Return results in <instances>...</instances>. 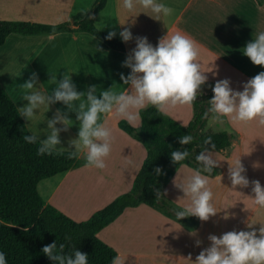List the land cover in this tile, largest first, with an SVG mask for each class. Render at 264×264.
<instances>
[{"label": "crops", "instance_id": "obj_1", "mask_svg": "<svg viewBox=\"0 0 264 264\" xmlns=\"http://www.w3.org/2000/svg\"><path fill=\"white\" fill-rule=\"evenodd\" d=\"M96 0H0V21H23L45 25L68 23L70 29L57 34H37L23 36L11 34L0 47V84L16 105L24 106L19 85L27 81L32 73L39 76L41 91L50 93L54 84L50 74L62 79L67 71L77 90L84 92L90 85L107 90L114 85H123L121 74L127 76L130 69L122 67L128 54L136 47V37H147L156 46L158 40L167 35L168 29L181 31L200 45L199 62L206 72L208 81L202 86L199 95L214 94L212 88L218 80H229L233 90L243 91V84L264 71V67L255 66L242 54V49L252 41L254 34L264 32V0H162L172 7L170 17L153 19L150 12L137 8L128 12L122 7V0H107L105 8L95 16L96 27L108 34L115 31L116 39L124 46L117 51L95 36L77 30L76 23L86 18L92 11ZM120 24H125L123 27ZM127 27L133 40L124 43L119 33ZM52 36V39L48 37ZM57 109L67 112L62 103L50 106L35 121L33 127L43 133L47 129L46 120L54 117ZM179 124L188 126L194 114L191 106H178L163 112ZM73 126L68 132H61V146L68 149V141L76 138L79 122L75 113H69ZM126 121L111 116L108 126L113 131V145L107 168L103 171L82 166L44 179L38 184V192L45 203L55 207L72 220L84 222L112 203L117 197L128 193L147 157L143 144L125 131L119 123ZM139 119L131 125L140 128ZM57 127H62L57 125ZM207 130L213 132L234 133L233 145L222 151L213 152L219 170L223 176L221 182L210 178L209 187L214 193V205L217 215L203 222L197 217V223L177 221L160 211L141 205L128 208L112 224L104 228L99 238L119 252L126 264H186L189 255L196 256L210 246L209 235L217 237L230 231H249L247 223L255 229L264 223V209H258L251 198V181L258 180L264 187V126L256 122L239 124L226 118L220 120L211 117ZM46 138L43 134L41 139ZM74 150V149H72ZM69 151V150H65ZM241 159L250 181L248 188L232 189L228 178L229 163ZM194 168L187 165L179 172L178 183L193 174ZM103 176V182L99 177ZM177 172L166 187L165 199L182 208L190 201H177L183 197L173 184ZM225 217H228L225 219ZM192 233L196 235L193 236ZM202 243L196 246V241Z\"/></svg>", "mask_w": 264, "mask_h": 264}, {"label": "clouds", "instance_id": "obj_2", "mask_svg": "<svg viewBox=\"0 0 264 264\" xmlns=\"http://www.w3.org/2000/svg\"><path fill=\"white\" fill-rule=\"evenodd\" d=\"M123 9L135 12L142 8L150 12L153 19L160 21L161 17H170L174 9L162 0H122ZM122 27L125 24H120ZM117 33L111 31L106 39L112 40ZM122 41L128 43L133 40L132 32L124 27L119 33ZM52 39V36L48 37ZM136 47L128 54L122 67L130 69V74H121L123 85L117 91L119 85L103 90L96 85H90L87 90H77L72 80V74L68 71L63 74L62 79L50 74V82L54 88L50 93L41 91L43 85L39 84V76L32 73L30 78L19 85L21 99L24 106L17 107V112L30 126L50 106L62 103L67 112L57 109L51 119L46 120L47 129L41 132L33 127L30 135H23L25 143L38 145L37 155H52L55 152L70 151V158H82L85 168L105 170L107 160L112 152L113 131L108 126V119L115 116L126 120L129 124L139 119V112L149 106L155 107L160 112H167L178 106H191L197 100L200 90L208 81L206 72L203 71L199 62L200 45L191 37L181 31L168 29L167 35L158 40L153 46L147 37H136ZM242 54L250 59L253 65L264 67V32L254 34L252 41L248 42L241 50ZM231 82L227 79L218 80L212 91L213 98L208 101L209 113L213 119L226 118L231 122L249 124L256 122L264 126V71L243 84V91L233 90ZM69 113H75L79 122L77 137L68 141L69 148L61 146V132H68L73 126ZM61 125L62 127H57ZM29 127L26 123L25 128ZM46 138L41 139V135ZM193 142V136L187 134L179 139L181 145H189ZM211 143L209 137L204 141V147L195 160L199 167L193 170V174L179 183V172L187 167L183 162L188 159L190 152L187 150H176L171 152V162L179 165L177 176L173 180L174 186L181 191L183 197L177 201H190L182 208L174 210L177 220L195 216L201 221L207 222L210 217L217 215L214 205V193L209 187L213 170L219 166L213 158V152L209 151L207 145ZM214 147V145H213ZM74 149V150H72ZM229 163L228 178L232 189L248 188L250 181L244 174L246 169L237 159L235 163ZM157 175L163 174L159 167L154 169ZM216 181L221 182L223 176L216 175ZM103 182V176L99 177ZM251 198L258 209H264V187L258 180L251 181ZM168 193L165 190L155 192L157 202ZM228 217H225L227 219ZM259 229H255L251 222L247 223L249 231H230L217 237L209 235L210 246L204 248L195 258L189 255L186 264H264V223H259ZM195 236V233H192ZM70 239V237H66ZM196 241V246L201 245ZM43 254L53 264H88V255L73 248L65 253V244L53 242L42 248ZM0 264H7L5 253L0 251ZM111 264H126V259L119 252L112 258Z\"/></svg>", "mask_w": 264, "mask_h": 264}, {"label": "trees", "instance_id": "obj_3", "mask_svg": "<svg viewBox=\"0 0 264 264\" xmlns=\"http://www.w3.org/2000/svg\"><path fill=\"white\" fill-rule=\"evenodd\" d=\"M106 4L107 0H96L91 13L76 23L77 30L95 36L114 50L124 51L125 46L120 40L115 37L107 40L108 34L95 25V16ZM69 29L68 23L45 25L0 21V47L11 34H57ZM213 95H198L193 102L194 114L188 126L179 124L152 106L140 111V128L121 121L120 128L141 142L147 151L143 166L128 193L120 195L105 208L95 212L87 221L76 222L45 203L37 187L44 179L79 168L83 161L81 158H70V151L37 155L38 145L27 144L22 139L23 135H30V132L25 128L16 105L0 84V251L5 253L7 264H53L42 252L45 245L53 242L65 244V253L71 252L74 247L86 253L88 264H111L117 252L104 243L98 234L126 209L147 205L177 220L174 210L180 207L164 197L157 202L155 195L157 190L165 191L179 167L171 162V152L189 151L190 156L183 163L196 169L199 165L195 157L202 151L206 139L211 138V143L207 145L209 151L222 152L230 148L236 138L229 132L206 129L213 116L209 113L205 117L204 114ZM187 134L193 136V142L181 145L179 139ZM157 167L163 170V174L155 173ZM218 172L215 168L212 177ZM177 221L195 224L197 217L190 216Z\"/></svg>", "mask_w": 264, "mask_h": 264}, {"label": "rangeland", "instance_id": "obj_4", "mask_svg": "<svg viewBox=\"0 0 264 264\" xmlns=\"http://www.w3.org/2000/svg\"><path fill=\"white\" fill-rule=\"evenodd\" d=\"M232 134H234V133H232ZM235 135V134H234ZM219 171V170H218Z\"/></svg>", "mask_w": 264, "mask_h": 264}]
</instances>
